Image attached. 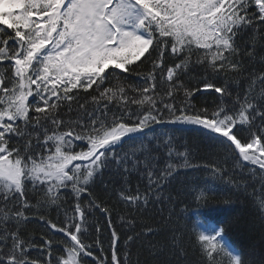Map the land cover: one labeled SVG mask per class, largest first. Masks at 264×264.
<instances>
[{"label":"snow or ice","instance_id":"1","mask_svg":"<svg viewBox=\"0 0 264 264\" xmlns=\"http://www.w3.org/2000/svg\"><path fill=\"white\" fill-rule=\"evenodd\" d=\"M197 68L204 75L193 84ZM123 74L138 82L114 83ZM198 93L213 103L198 106ZM169 125L192 126L210 147L230 151L234 168L264 174V0H0V264H53L56 233L64 247L54 264H106L85 243L96 212L110 230V264H130L118 254L98 178L106 170L120 177L113 184L129 206L163 203L177 169L193 167L173 137L148 139ZM161 148L163 166L153 155ZM133 173L146 179L143 193L130 190L124 177ZM29 186L64 216L59 224L39 216L52 233L39 249L21 230L35 207ZM213 191L197 186L190 195ZM260 195L264 209V184ZM226 211L199 214L194 264H251L221 243L231 230ZM168 231L179 264L183 232Z\"/></svg>","mask_w":264,"mask_h":264},{"label":"trees","instance_id":"2","mask_svg":"<svg viewBox=\"0 0 264 264\" xmlns=\"http://www.w3.org/2000/svg\"><path fill=\"white\" fill-rule=\"evenodd\" d=\"M259 68L260 65L256 64L254 70L258 71ZM203 75L202 69L197 68L191 74L192 83L194 84ZM137 82V77H129L127 74L114 80V83L122 84L126 88H130ZM244 87L247 85L245 84ZM213 101V95L198 93L195 102L200 106L211 105ZM75 108L76 106L73 105L74 110ZM206 135L207 133L204 134ZM154 136L163 140L173 137L174 144L179 146V151H190L193 167L177 169L176 179L171 181L162 194L165 198L163 203L151 200L148 205H141L139 209L120 202L117 195L119 185L113 184V181L121 179L120 177L106 170L104 175L98 178L96 194L111 209L112 226L120 236L118 254L128 259L130 264H166L168 261L176 264L178 256L173 255L170 247L172 233L168 229L178 228L183 232L180 243L183 244L187 253V259L180 258L179 264H189L190 261L194 264L199 253L193 247L192 238L199 234L196 228L197 223H204L199 214L206 211L207 206H211L227 210L224 215L231 225V230L225 236L228 243L241 254L242 259L250 261L251 264H258L264 257V209L259 206L261 185L264 184L261 175L264 174L257 172L256 175H250L251 166L245 169L234 168L232 153L223 146L210 147L195 128L176 125L158 126L155 134H148V139H153ZM159 143L160 139L153 140V146ZM145 146H147L146 141ZM117 151L122 152L120 149ZM153 155L159 157V166H163L164 161L167 160L164 149L161 148L160 153H153ZM213 165H219L223 172L220 175H214L211 170ZM124 178L129 182L128 186L133 194L137 185H140L141 193L144 192L146 179H141L135 173ZM197 186L201 191L206 186L212 187L214 191L205 192L202 198H194L190 193ZM106 187L108 191H105ZM29 196L30 202L35 206L33 212L29 214L32 222L22 225L21 230L25 238L34 242L36 249H39L42 241L52 235L47 225L39 220V216L44 215L46 220L57 224L64 219V216L62 211L58 212L55 207L45 202L42 193L38 195L32 192L31 186H29ZM169 196L171 201L167 199ZM90 224L88 232L91 233V237L86 239L85 243L93 245L94 256L110 264V230L107 228V220L96 212L94 219L90 218ZM97 227L100 229L99 232L95 230ZM148 229H152L153 234H149ZM177 235L180 236V233L178 232ZM129 236L133 238L132 241L128 240ZM54 239L53 264L55 258L62 255L56 249L64 247L62 243L64 236L62 233H56ZM97 241H100L99 245ZM36 249L32 252L33 256L40 255ZM157 250L162 253L158 257ZM41 258L47 259V256ZM88 259L91 261V258Z\"/></svg>","mask_w":264,"mask_h":264},{"label":"rangeland","instance_id":"3","mask_svg":"<svg viewBox=\"0 0 264 264\" xmlns=\"http://www.w3.org/2000/svg\"><path fill=\"white\" fill-rule=\"evenodd\" d=\"M184 126H187V125H184ZM188 127H189V128H193L192 126H188ZM198 224H200V223H198ZM198 224H197V225H198ZM197 230H198L199 233H200V231H202V229L199 228V227H197ZM221 243L226 244V245H229L228 242H227L226 240L221 241ZM229 246H230V245H229Z\"/></svg>","mask_w":264,"mask_h":264}]
</instances>
